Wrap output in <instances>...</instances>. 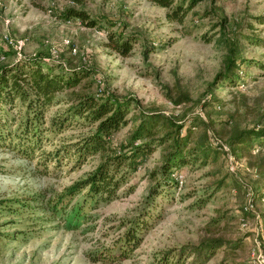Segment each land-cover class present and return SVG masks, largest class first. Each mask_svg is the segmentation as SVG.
Here are the masks:
<instances>
[{
	"label": "rangeland",
	"instance_id": "374dc122",
	"mask_svg": "<svg viewBox=\"0 0 264 264\" xmlns=\"http://www.w3.org/2000/svg\"><path fill=\"white\" fill-rule=\"evenodd\" d=\"M179 2L186 8L188 0L167 7L148 0H0V65L39 56L47 64L84 67L93 80L90 92L131 99L127 118L158 113L192 121L188 148L198 141L220 148L209 149L202 164L203 158L189 161L183 182L168 196L147 198L154 184L149 172L161 162L157 147L118 190L131 185L130 194L91 208L83 203L84 190L67 188L94 168L97 155L79 163L67 155L57 164L39 157L89 127L70 125L49 135L30 158L0 145V264H157L179 246L213 238L240 244L218 249L206 264H250L263 250L264 199L243 209L247 190L264 195V147H238L235 157L226 141L236 130L264 129V44L242 37L264 40V24L255 21L264 15V0H195L180 21L169 20L166 14ZM67 8L99 21L88 27L59 17ZM115 30L134 40L125 56L106 45ZM234 33L241 48L230 83L217 75L227 56L223 40ZM62 107L49 108L45 118ZM130 129L129 119L111 144L125 140ZM139 219L136 246L120 256L125 233Z\"/></svg>",
	"mask_w": 264,
	"mask_h": 264
},
{
	"label": "trees",
	"instance_id": "16d2710c",
	"mask_svg": "<svg viewBox=\"0 0 264 264\" xmlns=\"http://www.w3.org/2000/svg\"><path fill=\"white\" fill-rule=\"evenodd\" d=\"M162 7L170 6L173 0H148ZM182 1V0H181ZM195 0H188L186 8L181 2L175 4L166 14L169 20L180 21L185 12L192 7ZM59 17L78 19L88 27H94L99 21L88 18L83 11L67 8ZM255 21L264 24V15L255 17ZM111 25L110 22H108ZM246 43L264 44V40L253 35H242ZM107 46L122 56L131 49L133 38L118 30L107 33ZM227 56L224 69L217 76L232 83L237 77L234 69L239 58L240 42L232 34L223 40ZM1 49V48H0ZM3 50L0 53L4 56ZM241 64L244 60H241ZM89 71L84 67H63L43 62L39 56L20 58L11 64L0 65V145L12 147L22 157L30 158L41 148V143L48 140L49 135H56L70 125L89 127V131L73 141L62 144L52 151L39 152L40 161L52 159L56 164L61 159L71 155L74 162H82L85 158L98 156V162L84 177L72 183L69 192H83V203L94 208L100 201L115 198L119 193L128 195L132 186L127 185L122 192L118 190L127 184L131 175L140 168L143 160L157 147L161 148L160 165L149 172V178L154 184L150 186L147 198H153L161 193L168 196L170 190L177 186V176L187 170V163L207 157L209 149L205 143L197 142L188 148L190 143V124L194 122L177 123L162 114H138L127 118L131 99L118 97L112 93H92L89 91L93 80L87 79ZM217 78V77H216ZM61 104L48 118L45 112ZM15 109V112L11 111ZM130 119V133L125 140L112 145V135L124 126ZM14 125V128H10ZM264 147V129L236 130L228 136L227 145L230 152L236 155V148L253 149ZM186 169V170H185ZM264 175V174H263ZM180 183V184H181ZM264 199L263 194L251 193V207L254 201ZM147 209L152 206V199L146 202ZM76 219L79 218L78 207L75 206ZM81 208V207H80ZM145 213L149 216L151 213ZM77 210V211H76ZM244 211L246 207L244 206ZM219 219V218H218ZM139 219L136 227L126 232L123 246L118 253L127 255L136 246L135 231L143 225ZM129 235V236H128ZM240 241H224L219 238L205 239L195 245H182L167 255H162L157 264H206L214 253L221 249L232 250Z\"/></svg>",
	"mask_w": 264,
	"mask_h": 264
},
{
	"label": "built area",
	"instance_id": "2783aa9c",
	"mask_svg": "<svg viewBox=\"0 0 264 264\" xmlns=\"http://www.w3.org/2000/svg\"><path fill=\"white\" fill-rule=\"evenodd\" d=\"M5 44H8L9 40H7L6 38L4 39ZM10 43V42H9ZM181 179H182V175L179 174L177 176V180L178 183H181ZM246 196H247V203H246V209H250L251 208V203H250V196H251V192L249 190H247L246 192ZM250 264H264V247L263 250H260L258 252V254H256V256L254 257V259H252L250 262Z\"/></svg>",
	"mask_w": 264,
	"mask_h": 264
}]
</instances>
